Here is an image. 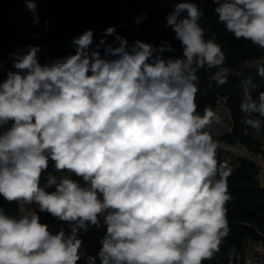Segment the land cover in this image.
<instances>
[{
    "label": "clouds",
    "instance_id": "clouds-1",
    "mask_svg": "<svg viewBox=\"0 0 264 264\" xmlns=\"http://www.w3.org/2000/svg\"><path fill=\"white\" fill-rule=\"evenodd\" d=\"M25 3L38 24L36 3ZM213 3L229 32L264 49V0ZM202 15L186 0L166 17L183 58L155 54L173 52L167 42L158 49L140 40L130 45L115 26L94 49L93 30H85L70 42L74 54L45 64L39 46L16 55L15 70L0 83V127L12 121L0 135V197L22 207L38 204L71 222V234L63 228L52 234L31 209L20 218L0 209V264H77L78 230L99 228V217L106 225L101 264H203L219 251L229 231L230 170L218 166L217 143L206 130L213 112H196V73L218 69L212 80L223 85L229 69L221 45L204 38ZM258 74L264 76V67ZM240 109L259 130L264 119L252 114L264 118V92L255 101L245 82ZM49 160L86 186L49 174L41 187ZM53 185L55 191H46Z\"/></svg>",
    "mask_w": 264,
    "mask_h": 264
},
{
    "label": "trees",
    "instance_id": "trees-1",
    "mask_svg": "<svg viewBox=\"0 0 264 264\" xmlns=\"http://www.w3.org/2000/svg\"><path fill=\"white\" fill-rule=\"evenodd\" d=\"M37 5L39 23H33V13L25 0H0V83L9 71H14L13 63L17 54L28 51V46H39V62L48 63L56 58L74 54L71 41L85 30H93V49L99 43L105 29L115 26L117 33L126 38L129 44L136 40L150 43L155 49L168 43L173 52H156L163 59L183 58L181 42L175 39V33L166 27V17L174 6L186 0H34ZM203 13L199 20L204 29L205 40H215L226 55L224 67L229 69L227 83L218 85L212 75L218 69H201L198 76V91L195 97L196 112L204 114L207 108L217 109V98L226 97L232 118V130L224 135H214L213 140L235 144L239 139L246 148L262 150V145L252 134L245 133V116L240 109L244 99L245 82H250L253 99L258 102V91L264 88V76L258 69L264 67V49L243 38L237 39L225 25L218 20L214 12L213 0H191ZM182 16H186L183 13ZM138 17H144L136 23ZM45 21L48 23L45 24ZM106 42L118 46L113 36ZM103 55V48L100 49ZM251 63V64H249ZM252 65V66H251ZM218 130V129H217ZM6 131L0 127V135ZM225 156L223 146L217 143L216 160L218 166L224 164L230 170L227 178L231 199L226 203L228 234L222 238L219 251L203 264H244L245 247L248 240L264 239V184L259 179L260 167L247 156ZM238 164V165H237ZM52 174L59 180L60 173L55 170L54 162L49 160L48 169L42 174L40 186L43 187L47 176ZM218 178V177H217ZM72 180L86 186L82 177L72 173ZM55 185L46 189L55 191ZM0 209L9 216L16 217L20 202L9 203L0 197ZM38 212L42 221H52L54 217L44 211ZM95 229L88 245L87 257L101 249V239L106 234V225Z\"/></svg>",
    "mask_w": 264,
    "mask_h": 264
},
{
    "label": "built area",
    "instance_id": "built-area-1",
    "mask_svg": "<svg viewBox=\"0 0 264 264\" xmlns=\"http://www.w3.org/2000/svg\"><path fill=\"white\" fill-rule=\"evenodd\" d=\"M261 61L264 62V59H261ZM249 64H251V63H249ZM261 92H264V88L258 91V102H259V93H261ZM216 102L218 104V107H217L218 111L220 109L227 110L228 107H227V98L226 97H220L219 96L217 98ZM252 117L264 119V118H260L259 115L255 114V113L252 114ZM248 118H249L248 114H246V116H245V126H246L245 133L252 134L255 138H257L258 136H261L264 132V125H262L259 130H256V129L250 127L249 124L246 122L248 120ZM11 124H12V121H9L8 124L4 125L6 131L8 128L11 127ZM215 124H216V122H215ZM217 124H221V123L217 122ZM231 130H232V125L227 127V131H231ZM218 133L219 132L216 131V133L214 135H219ZM217 143L221 144L223 146V149L224 148L229 149V148H227L228 143H226V142H217ZM235 145H237V147H239L241 149L245 148L247 158L259 165V167H260L259 179H260V181H262L264 179V147L262 148V150L253 151L251 149L246 148L245 145L239 139L236 140ZM228 154L229 153L225 151V156ZM59 173H61V172H59ZM21 205L22 204L20 203V210H19V213L16 216V218H20L22 215L28 214L29 209H31L32 211H35L38 214L40 223L46 224L48 226L49 231L52 234H57L60 231V229L63 228L65 231V234L70 235V233H71V226H70L71 222L61 221L55 217L52 221H42L41 215L38 212V206H39L38 204L33 203L31 205L24 206V207H22ZM99 219L101 220V217H99ZM78 232L82 235L84 240H86L87 237H90V239H91L92 235L95 234L97 232V230L95 229L94 225H89V227L86 231L83 229H79ZM87 251H88V248H86L85 243L82 241L81 248L79 249V252L81 253V259L77 261V264H86ZM99 251H100V249L98 251H96L91 256V257H96V264H101L100 259L98 257ZM243 260H244V264H264V239H261V240H251L250 239V240H248L246 247H245V255H244Z\"/></svg>",
    "mask_w": 264,
    "mask_h": 264
},
{
    "label": "crops",
    "instance_id": "crops-1",
    "mask_svg": "<svg viewBox=\"0 0 264 264\" xmlns=\"http://www.w3.org/2000/svg\"><path fill=\"white\" fill-rule=\"evenodd\" d=\"M228 107V106H227ZM229 110V109H228ZM228 110H224V109H220L219 111H224L225 113H228L229 114V117L231 116V114H230V110L228 111ZM213 113H217V112H213ZM217 115L220 117V118H222V116L219 114V113H217ZM227 115V114H226ZM227 117H228V115H227ZM222 122H223V119H222ZM224 125H225V123H224ZM217 129V128H216ZM225 130H227V126H226V129ZM224 131V130H223ZM227 148H229L228 150H229V156H228V158H230V157H235V156H239V155H244V156H246L247 154H246V149L245 148H243V149H241V148H239V147H237V145H235V144H229L228 143V145H227ZM64 175H67L70 179H72V173H66V172H61L60 173V177L61 176H64ZM262 182V184H264V179L261 181ZM21 204H22V202H20ZM26 206H28V205H26ZM101 220L103 221V218L101 217ZM71 234V233H70ZM78 238L79 239H81V241H83L84 243H85V245H86V248H88V245H89V243H90V237H87L86 238V240H84V238L82 237V235L78 232Z\"/></svg>",
    "mask_w": 264,
    "mask_h": 264
},
{
    "label": "rangeland",
    "instance_id": "rangeland-1",
    "mask_svg": "<svg viewBox=\"0 0 264 264\" xmlns=\"http://www.w3.org/2000/svg\"><path fill=\"white\" fill-rule=\"evenodd\" d=\"M212 112H217V113H219L221 116H222V119H223V124L225 123L226 125H227V127L228 126H230L231 124H232V118H231V116L229 117V114L228 113H225V112H223V111H218L217 109H215L214 111H212ZM228 115V117H227V115ZM215 117V116H214ZM213 120L216 122V124H215V122H214V124L211 126H209L208 128H207V131L208 132H212L213 134H215L216 133V131H218L216 128H217V119L216 118H213ZM257 139L259 140V142L262 144V145H264V132H263V134L261 135V136H258L257 137ZM224 151H226V152H228L229 153V150L228 149H226V148H224ZM228 156H229V154H228ZM228 158V157H227ZM230 158H228V160H229ZM238 165V164H237ZM101 199H102V197H101Z\"/></svg>",
    "mask_w": 264,
    "mask_h": 264
},
{
    "label": "bare ground",
    "instance_id": "bare-ground-1",
    "mask_svg": "<svg viewBox=\"0 0 264 264\" xmlns=\"http://www.w3.org/2000/svg\"><path fill=\"white\" fill-rule=\"evenodd\" d=\"M214 114V118H216L217 119V121L219 122V123H221V124H218L217 125V129H218V132H222L223 130H225L226 129V124L224 125L223 123H222V118H220L218 115H217V113H213Z\"/></svg>",
    "mask_w": 264,
    "mask_h": 264
},
{
    "label": "water",
    "instance_id": "water-1",
    "mask_svg": "<svg viewBox=\"0 0 264 264\" xmlns=\"http://www.w3.org/2000/svg\"><path fill=\"white\" fill-rule=\"evenodd\" d=\"M229 108H227V110H228ZM229 111V110H228ZM214 120H213V122H212V124L211 125H213L214 124ZM228 131L227 130H224V131H222V132H219L218 134L219 135H224V134H226Z\"/></svg>",
    "mask_w": 264,
    "mask_h": 264
}]
</instances>
